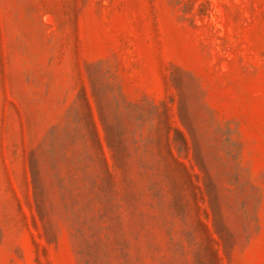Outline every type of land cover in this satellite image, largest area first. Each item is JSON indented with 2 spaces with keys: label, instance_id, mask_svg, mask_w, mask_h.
<instances>
[{
  "label": "rangeland",
  "instance_id": "obj_1",
  "mask_svg": "<svg viewBox=\"0 0 264 264\" xmlns=\"http://www.w3.org/2000/svg\"><path fill=\"white\" fill-rule=\"evenodd\" d=\"M0 264H264V0H0Z\"/></svg>",
  "mask_w": 264,
  "mask_h": 264
}]
</instances>
